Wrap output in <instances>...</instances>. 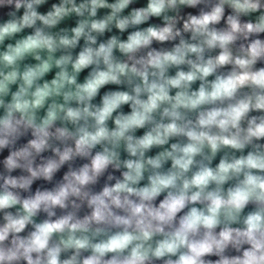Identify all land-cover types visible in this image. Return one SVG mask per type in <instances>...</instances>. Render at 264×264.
<instances>
[{
	"label": "clouds",
	"instance_id": "clouds-1",
	"mask_svg": "<svg viewBox=\"0 0 264 264\" xmlns=\"http://www.w3.org/2000/svg\"><path fill=\"white\" fill-rule=\"evenodd\" d=\"M0 264H264V0H0Z\"/></svg>",
	"mask_w": 264,
	"mask_h": 264
},
{
	"label": "crops",
	"instance_id": "crops-1",
	"mask_svg": "<svg viewBox=\"0 0 264 264\" xmlns=\"http://www.w3.org/2000/svg\"><path fill=\"white\" fill-rule=\"evenodd\" d=\"M37 183L39 184V183H43V182H37ZM33 187L35 188V187H36V185H34Z\"/></svg>",
	"mask_w": 264,
	"mask_h": 264
}]
</instances>
